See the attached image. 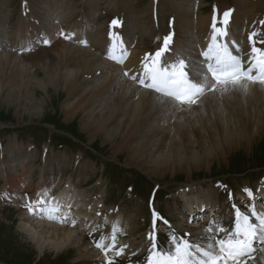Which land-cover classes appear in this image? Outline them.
I'll return each mask as SVG.
<instances>
[{"label":"rangeland","instance_id":"374dc122","mask_svg":"<svg viewBox=\"0 0 264 264\" xmlns=\"http://www.w3.org/2000/svg\"><path fill=\"white\" fill-rule=\"evenodd\" d=\"M187 1L170 0L169 5L174 4L176 7V9L170 11L174 13L172 16H175L174 28L176 30V35H178L179 38L176 45L179 49L178 53L185 52L184 55H187L194 61L196 59V50H193L195 49L194 45L196 44V42H199L198 45L202 44V40H198V38L201 37L208 23H210L209 14L212 11V8L215 6V4H218L217 2H219L220 0H195L196 3H200V7L198 10V13L200 14H193L192 12L191 15L185 17L186 21H183L181 19L178 20V18L180 17V11L178 10H184V8L191 9L190 5L193 6V0H190L189 5ZM252 1L255 0H221V5L223 3H228L229 6H235V9H237L238 11L236 13L240 14V16L244 18L243 24L245 21H247V23L249 24L254 17L258 20L261 15H264V0H256V3H253ZM25 2L27 4L26 0H22L23 5H25ZM53 2L54 3L46 0H29L28 4L33 10L32 15H34L35 13L39 17L38 22L42 26V29L44 23L43 21L46 22L53 19L49 18L48 15H51V13L55 14L58 9L59 22L63 21L64 18L65 19L63 23L67 22L70 19L68 23L64 24L68 29L79 22L82 19L83 15L88 19L91 11L98 15V19L94 22V24H99L101 27H93V29L91 30L84 31H86V34L90 33L89 37L92 43V47L90 48L91 50H87L91 53L97 54L99 57H102V49L104 48L105 44H108V49L106 52H108L109 48L114 44L105 43L104 41L99 40L97 37H101V39H107L108 37H110V33H113L114 36L121 39L122 42L123 40H125V37L132 39L131 43H133L136 48L133 49L132 45H127V48L130 49V55L128 56L127 61L123 63L124 67L114 61V64L123 67V71H121V74L124 71H127L130 74L134 73L136 71V67H133V71L131 70V66L134 65L137 58H140V56H142L141 53L143 51H149L150 49H152V45H146V41L144 40V38H142L141 35L143 32H145L143 33L144 36L150 37L152 35L150 24L152 18V8L154 7L153 4H156L159 13L161 11V7L164 8L165 4L168 3L167 0H155V2L154 0H53ZM240 5L242 6L240 7ZM258 6L260 8H258ZM27 7L29 8V6ZM220 7L221 6H219L218 8ZM256 7L259 10L263 11H259L258 9L256 10ZM20 8L21 0H0V14L6 17V19L7 17H10L8 23L6 22L7 27L4 26L5 29L0 28V35L3 36L5 40H9L14 35V33L12 32L13 29L16 32L19 30L17 27L19 20H24L23 17H19ZM118 9H120V12L118 13L120 14V18L116 16L115 18H117L119 24V33L117 32L116 27L114 28L108 26V24H110L111 20L113 19V12ZM124 9L128 11L126 12ZM254 9L256 10V12L254 11ZM50 10L51 12L49 13ZM60 10L64 11L61 12ZM5 12H7V16ZM168 14L170 13L168 10H166L163 11V13H159L158 17L160 20L164 21L163 23H165ZM198 15H200L199 18ZM34 18L35 17H33L31 21V16H26L25 20L27 19V22L28 20L29 22L24 23L22 28H29L30 24L32 26H36V19ZM0 24V26L4 25L2 23ZM14 24L15 28H13ZM243 24H236V20L233 17L231 35L237 36ZM185 25L187 27H190L189 34H185L182 32V28L185 27ZM47 26L52 27V24H49ZM163 28L165 29V26ZM198 29L201 32H199ZM29 30L30 29H28V31ZM22 32L23 30L18 33L22 34ZM101 34H103V36H100ZM1 36L0 39H3ZM58 37L59 35L55 37L51 46L46 48L43 47L39 52L33 53V55H25L23 57L17 56L18 58L14 62L6 61L1 58V55L5 53H9L11 56H14L12 53H10V48L15 47L14 45L19 44L15 42V38H12L9 42L12 43V45L8 46V52H3L0 54V78L3 79V74L6 75V79L2 81L3 83L0 82V139L2 141L3 151V153L2 151H0L1 155L7 156L8 151H12L15 154H21L23 151V149H20L21 146L23 148L27 147L31 149V151L34 153V157L38 156L39 152L36 148H33L34 143L32 141H20L16 138L17 136L23 139L34 137L35 139L37 138L43 141L47 136L51 135L52 139L56 140L57 145L61 142L67 143L68 145H70V150H60L57 147L48 146V154L46 156V160H55L59 161L60 163L63 162V170L67 172V175L65 176L66 179H74L77 174H79V172L81 173V176H83L84 174L87 175L88 171L93 173V175H91V178L89 179V182L83 185L84 187L82 188V192L90 195L95 194L94 191L98 190V192H100V194L104 197L105 204L108 207L119 206V208L121 209H126L129 214L124 210L122 212L119 210V213L116 212L114 215L117 214L123 219V221L124 219L128 221L130 220V226L133 227V232L135 228L137 229V232L133 236V238L138 242L142 240L143 232L146 229L145 224L147 223V221L149 222V213L147 210L146 200L142 196H140V193H145V198H147L148 189H150L152 186L158 185V191L164 194V196L160 198L158 196L159 192L157 191V199L154 203V207L166 216H169V214L172 215L169 217L174 220L175 226H179V218L174 215L175 213L171 211V208L174 207V203H177V196L179 193L178 191L183 186L189 185L191 187V193H197L198 197H205L208 190L217 191L216 188L222 181L224 183H229V185L234 190H236L242 179H245L251 175L252 177L249 180L255 182L264 171V134L262 136L254 138L250 143H248L247 147L245 146L234 150H227V155L219 159L209 160L210 158H207V162L202 163L196 168H191L190 171L185 168L184 170H176L174 172L170 171L171 168L169 167L167 170H163L161 173L154 174L149 166L144 167L141 164L143 163V161H138V159L135 158L132 159V156L129 155L127 147L131 140L130 137H128L129 141L126 145H122V141H120V138L118 137L113 139V141H108L104 135L103 129H101L100 132H96L94 128H87L83 125L81 112H79L75 116L71 115L70 119H67V112L64 111L63 107L66 105L67 101L70 102L71 100L68 98L66 91L60 88V85H57L56 83L52 86L43 87H36L32 83L33 81L39 80H41V82L45 81V69H60L59 63L61 62V60L59 59V53H61L62 49H64L63 46L65 44L72 43L61 42L60 38ZM86 38L87 37L83 36L78 38L77 36L74 40H86ZM26 43H22L20 45L25 44V46H27ZM115 45L116 46L114 47V52H118V44L116 43ZM173 45L175 46V43H173ZM6 47L7 45L5 44L4 48ZM87 47L88 46H85V48ZM92 49H94L95 51H93ZM118 53L121 55L120 52ZM108 54L109 53L103 55V57H105L106 59L108 57ZM10 65L14 68L12 69ZM20 70L22 71V73ZM25 70H27L28 73H25ZM8 71L11 73H9ZM109 75H113V71H110ZM127 77L129 76H123V79L127 80ZM129 81L123 80L119 81L118 83L123 84L127 88L132 85V83H130ZM6 82H9V84H6ZM135 83L136 82H134V85ZM2 84L6 85L2 86ZM77 86V83L74 84V90L77 88ZM136 86L139 85L137 84ZM117 89L118 86H115V88H113V92ZM262 92L263 91H261V93ZM11 94L13 96H11ZM216 94L217 93H214L215 96H213V98L215 97V103L217 105L219 104V107L222 105L223 107H220L222 110L229 113L232 112L233 105H236V103L234 102L236 101L235 95L238 93L234 94V90H232L223 95L219 94V96H217ZM71 95L73 94L71 93ZM239 95L243 97L241 102L246 107H252L254 109H257L258 107L259 109H261L262 103L260 102V100H258V98H256L255 95L249 94L251 96L249 97L250 99H248L246 95H243L240 92ZM87 96L88 94H85L84 98H87ZM30 97L33 100L32 104L28 102V99ZM113 101L114 99L112 100V103ZM114 102L115 103L113 104L116 105V101ZM207 102L203 103L205 108L196 105L193 106L191 110H181L180 113H178L179 111L177 110L178 112L175 113L173 121L181 117V119L184 120L185 123L186 121L187 123H189L192 118L197 119L198 114L202 112L201 110H205L204 113L205 115H207V111L210 108V104L208 107ZM116 107L120 109L121 106L116 105ZM102 109L103 107H99L97 110ZM105 110L107 111L106 114L108 116L109 114L113 115V113H110L112 110H110V112L107 108ZM121 113H123V111L120 109L118 114ZM231 115H233V113ZM233 117L236 118V114ZM118 118H120V116H118ZM158 125L161 127H165V125L167 126V122L164 120V123L162 125ZM245 126L241 127V125H238L237 128L247 130L248 125L246 124ZM117 127V123L107 125V128H109V130L111 131L117 129ZM4 128L8 129L9 131L6 133H2L1 130ZM146 128H148V126ZM131 129L135 130V125H133ZM261 129L262 131H264V125L261 126ZM140 132L143 133L145 132V130H141ZM201 137H204V134H202ZM13 141H15V143L17 142L16 144L18 145L14 146L12 144ZM193 149L198 151V148ZM113 150H115V152H113ZM36 159L38 161L37 164L41 166L40 164L42 163L43 158L37 157ZM3 164L0 161V166L2 165L4 167L5 165ZM59 165L61 166V164ZM93 167H95V169H91ZM240 167H243V172L246 170L245 167H247L249 171L245 173V175H237L241 173ZM37 169L40 171V168L37 167ZM37 169L34 170L36 175H34L33 178L38 176L39 174ZM43 169L45 170V168ZM108 171H112V173H109ZM60 172L61 168L57 169V174H59ZM110 174H112L113 176H111ZM109 175L111 178L109 177ZM136 175H138L137 177L139 178H137ZM132 182L137 186L138 191H136V196H134L133 194L131 196L129 190L127 191V186ZM245 183V181H242L241 185ZM1 184L2 183L0 182V188H2ZM32 184L30 187L31 189L29 188L28 190H33L34 187ZM16 185H14V183H11V191H8L10 194L12 193L14 195H17L21 191V189L23 191L27 190V188H24V186L17 188L15 187ZM71 185L73 186V184ZM57 186L58 184L53 187ZM175 206L177 208L179 206L178 203ZM133 212L135 214H138L136 218L137 227L134 224L133 216L135 214H132ZM20 213L21 212L10 208L0 210V262H2L0 264H82L74 261V256H77V252L74 246L66 247L67 249L64 248L58 253H54L51 250H45L42 253L39 252L37 248L27 239V237L21 231H19V224L23 218V216H21L23 214L20 215ZM225 213L227 215H230L228 209H226ZM109 229L110 228L103 227V229L97 230L93 228L94 231L99 232L94 241H96L101 233L107 232ZM77 236L79 238L81 236H85L87 240V236L83 233H77ZM123 236L119 235L120 239H122ZM94 241L92 243L93 245H96V242ZM124 241L127 240L124 239ZM128 241H132L135 244V241L133 240ZM138 246L140 245L138 244ZM134 251L132 252L136 253ZM71 252H75V255L71 256Z\"/></svg>","mask_w":264,"mask_h":264},{"label":"bare ground","instance_id":"6f19581e","mask_svg":"<svg viewBox=\"0 0 264 264\" xmlns=\"http://www.w3.org/2000/svg\"><path fill=\"white\" fill-rule=\"evenodd\" d=\"M217 3V7L221 6L220 10H227L226 5H221V0ZM241 6L242 5H240V7ZM188 9L189 8L178 10L180 11V17L178 20L181 19L186 21L185 17L192 13V9ZM229 9L230 8H228V10ZM236 12H238L237 9H235V12L233 13L236 24H243L244 18ZM53 15L54 13H51V15L48 16L49 18H54ZM199 16L200 15H198V18ZM6 22L7 19H0V23L5 24ZM28 22L25 18L24 20H19L17 26L18 29H21L23 24ZM189 30L190 27H187L186 25L182 28V32L185 34H189ZM199 32L201 31L199 30ZM58 38H60V36ZM26 45H29V42H27ZM4 46V42L0 39V49L4 48ZM20 46L25 47V44ZM63 48L66 50V53L64 49L59 53V59L61 60L59 63L60 69H45V81L41 82V80H39L33 81L32 83L36 87L52 86L55 83L60 85V88L66 91L68 98L71 100L70 102L67 101L66 105L63 107L64 111L67 112V116H75L81 112L83 125L87 128H94L96 132H100L101 129H103L104 135L108 141H113V139L118 137L120 138V141H122L121 144L126 145L129 141L128 137H130L131 140L127 147L129 155L132 156V159L135 158L138 159V161H143L141 164L144 167L149 166L154 174L161 173L169 167L171 168L170 171L174 172L176 170H184L185 168L190 171L191 168H196L202 163L207 162V158L212 160L225 157V155H227V150L247 147L248 143L254 138L264 134V131L261 129V126L264 125V87H261L260 85L251 86L250 88L255 89H249L247 92L248 94L242 91H240V93H244L248 99L251 97L249 94L255 95L262 103L261 109L257 106V109L246 107L241 102L243 97L236 94V101H234L236 105H233V111L229 113L222 110L221 108L223 106L220 104L222 106H220V108L219 104L217 105L215 103V97L213 98L215 95L209 93L205 96V100H201L198 104L199 107H204L203 103L207 102L209 97L207 106L209 107L210 104V108L208 111L206 110L208 112L207 115L204 113L205 110H201L202 112L198 114L197 119L192 118L189 123H187V121L185 123L181 117L173 121L175 113L178 112L174 105L169 104L165 107L155 98V94L151 90L145 89L140 85L136 86L132 83V85L126 88L123 84L118 83L123 80L127 81L122 78L123 75L121 74L124 67L123 64H121L123 66L121 67L114 64V61L111 59L107 61V58L99 57L97 54L91 53L87 49L80 48L75 44H65ZM114 51L113 54L119 57L120 54ZM242 51L245 52V50ZM107 53H109V51ZM1 58L6 61L14 62L18 57L5 53L1 55ZM11 67L12 69L14 68L13 66ZM110 71H113V75H109ZM26 72L28 73L27 70H25V73ZM5 77L6 75L3 74V79L0 78L1 83L6 79ZM76 83L78 86L74 90L73 86ZM6 84H9V82H6ZM4 85L2 84V86ZM115 86H118V89L113 92ZM234 91L238 92L239 90ZM261 91L263 92L261 93ZM71 93L73 95H71ZM85 94H88L87 98H84ZM11 96L13 95L11 94ZM113 99L116 101V105L121 106L120 109L123 113L118 114L120 109L113 104L115 103L114 101L112 103ZM28 102L30 104L33 103L31 97L28 99ZM99 107H103V109L97 110ZM106 108L109 112L112 110L110 113H113V115L109 114L108 116L106 114ZM178 113H180V111ZM232 113L233 115H231ZM235 114L236 118L233 117ZM118 116H120V118H118ZM164 120L167 122V126H159L158 124L162 125ZM116 123L118 124L117 129L111 131L107 128V125ZM246 124L248 125L247 130L237 128L238 125L244 127ZM133 125H135V130L131 129ZM147 126L148 128H146ZM141 130H145V132L141 133ZM202 134H204V137H201ZM193 148H198V151ZM113 152H115V150H113ZM7 158L8 164L6 167L8 168L7 172L9 174L6 176L5 183L7 190L11 191V183H14V185L17 184L15 186L17 188L24 186V188L26 187L28 190L33 181L30 176L25 177V175L30 167L32 159L27 161L26 164H23L22 162H24V160L17 161V159H15L9 161V156ZM1 163H4V158L1 159ZM18 171H20V173ZM46 179L47 183H45ZM46 179L40 181L37 185V187L39 185H45L44 191H46L49 186H56L58 184L57 182H59V177L52 172H48ZM69 185L72 187L71 184ZM69 185L53 196L55 197V200H52L51 196L45 197L50 204L59 205L60 211L56 214V219H69L71 221L73 219H79L83 226L89 225L97 230H101L103 229V225H107L110 229L107 232L102 233L105 236L110 235L113 223L119 222L125 231L117 235V249L123 246H127L125 248L136 249V245L132 241H124L119 237V235L123 236L128 233L132 234L133 227L130 226V220L128 221L124 219V222L120 216L117 214L114 215L111 210L104 207V203L101 205L102 200L90 203L85 197H80L81 195L78 190L72 188L73 190L71 191ZM181 195L187 213L190 211L192 205L199 207V210L202 209V206L200 205L203 201L183 192ZM208 198L207 206L210 208V212L212 210V215L215 214L216 216L214 217L221 221L225 228H231L234 224L235 215H231L230 209H228L230 215L225 213V210H223L224 208H222L224 205L221 203V200L218 199L219 197L209 194ZM40 207H46V205H37V207L33 206L34 210L32 211V214H38V217L40 216L38 219H41V222H35L34 224L33 221H36L35 218L27 219V215H22L23 218L19 224V231L27 237L39 252L42 253L45 250H51L54 253H58L66 247L74 246L77 252L74 261L82 264H99V262H104V258L117 257L119 259L125 256L124 254L116 256V249H114L110 251L106 257L104 252L98 249L96 245H93L92 242H88L89 240L87 239V241L85 236L79 238L75 232L77 227L72 228L71 224H66L61 227L56 226L55 224L46 223L48 220H54L47 218V214L39 210ZM217 210H219V212L217 214L214 213ZM97 213H100V215H97ZM135 216H137V214ZM212 219L213 217L209 221H204L205 224L202 227L203 229L200 227V231L196 230L193 232V239H198L207 234L203 230L209 225V222L212 221ZM139 245L141 246V244ZM144 249L145 247L143 246L139 250H135L136 254L139 257H142ZM100 257L103 258L100 259ZM255 257L257 258L256 264H264V259L261 258L259 252ZM247 264H253V261L248 260Z\"/></svg>","mask_w":264,"mask_h":264},{"label":"snow or ice","instance_id":"6c2138e0","mask_svg":"<svg viewBox=\"0 0 264 264\" xmlns=\"http://www.w3.org/2000/svg\"><path fill=\"white\" fill-rule=\"evenodd\" d=\"M230 15L231 10L223 13L220 27H217L216 17H213V35L207 49L201 53L203 60L194 62L182 52L176 53L175 59L167 60L165 54L171 51L170 34L163 39L162 47L154 55L146 56L147 62L143 65L142 73L131 75L130 78L143 88L151 90L162 105H174L178 111L191 110L209 93L223 95L232 90L247 93L253 85L264 87V48L255 46L253 38L257 34L254 32L249 36L253 46L247 60L240 54L235 41L231 42L233 47H230L227 41L220 42L218 39L227 37ZM261 23L264 24V21ZM112 25H118V21L113 20ZM62 35L65 39H71L67 34ZM111 36L114 34L110 33ZM80 42L87 46L86 40ZM43 43L47 45L49 41L45 39ZM260 43L264 44V40ZM114 47L115 45L109 48L108 58L123 64L127 51L122 49L121 55L117 57L113 54ZM122 75L129 76V73L124 71ZM244 191L249 198L254 199L251 189L246 188ZM49 196L50 192L45 191L37 201L29 202L26 206L31 212L34 210L33 203L46 205L39 210L45 212L47 218L56 219L60 208L58 204L52 205L45 199ZM51 199L55 200V197ZM233 207L235 218L231 228H225L221 221L213 217L204 229L208 235L198 239H190V233L177 236L169 226L171 247L161 250L153 243L146 264H247L248 260L256 264L257 258L253 255L256 252L264 259V209L258 210L254 203L244 210L235 205ZM153 216L154 224L156 219H162L164 224H168V221L158 217L157 213L153 212ZM124 231L119 222L113 223L110 235L101 233L96 247L104 252L106 257L114 249L116 256L123 255L127 246L117 249L116 241L117 235ZM149 238L153 239L151 236ZM107 264H113V261L108 259Z\"/></svg>","mask_w":264,"mask_h":264},{"label":"crops","instance_id":"0c3cea01","mask_svg":"<svg viewBox=\"0 0 264 264\" xmlns=\"http://www.w3.org/2000/svg\"><path fill=\"white\" fill-rule=\"evenodd\" d=\"M68 117V116H67ZM71 116H69L67 119H70Z\"/></svg>","mask_w":264,"mask_h":264}]
</instances>
